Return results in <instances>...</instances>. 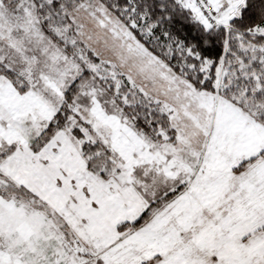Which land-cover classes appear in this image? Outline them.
Returning <instances> with one entry per match:
<instances>
[{"label":"snow or ice","instance_id":"1","mask_svg":"<svg viewBox=\"0 0 264 264\" xmlns=\"http://www.w3.org/2000/svg\"><path fill=\"white\" fill-rule=\"evenodd\" d=\"M0 264H264V0H0Z\"/></svg>","mask_w":264,"mask_h":264}]
</instances>
